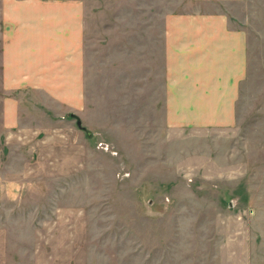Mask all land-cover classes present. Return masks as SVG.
I'll return each instance as SVG.
<instances>
[{"label": "rangeland", "instance_id": "374dc122", "mask_svg": "<svg viewBox=\"0 0 264 264\" xmlns=\"http://www.w3.org/2000/svg\"><path fill=\"white\" fill-rule=\"evenodd\" d=\"M74 2L81 80L0 82V260L264 264V0ZM187 11L244 32L239 80L207 55L168 80L162 15Z\"/></svg>", "mask_w": 264, "mask_h": 264}, {"label": "crops", "instance_id": "0c3cea01", "mask_svg": "<svg viewBox=\"0 0 264 264\" xmlns=\"http://www.w3.org/2000/svg\"><path fill=\"white\" fill-rule=\"evenodd\" d=\"M79 8L74 0H2L0 82L3 89L43 87L52 91L51 81L55 85V81L81 80L84 23L79 18ZM162 16L169 81L172 72L179 74L181 69L172 68L174 56L187 55L198 60L207 55L226 65L243 61L244 32L228 27V15L224 11L209 14L187 11ZM232 66L237 81L243 68ZM8 112L5 108L4 113ZM0 264L7 263L0 260Z\"/></svg>", "mask_w": 264, "mask_h": 264}]
</instances>
